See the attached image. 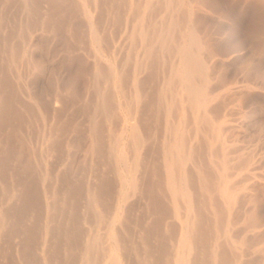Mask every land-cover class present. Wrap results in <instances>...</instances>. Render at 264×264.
<instances>
[{"label": "rangeland", "instance_id": "1", "mask_svg": "<svg viewBox=\"0 0 264 264\" xmlns=\"http://www.w3.org/2000/svg\"><path fill=\"white\" fill-rule=\"evenodd\" d=\"M186 257L264 264V0H0V264Z\"/></svg>", "mask_w": 264, "mask_h": 264}, {"label": "bare ground", "instance_id": "2", "mask_svg": "<svg viewBox=\"0 0 264 264\" xmlns=\"http://www.w3.org/2000/svg\"><path fill=\"white\" fill-rule=\"evenodd\" d=\"M195 42H196V40H195ZM192 43H194V41ZM194 44L197 46V43H194ZM192 46H193V44H192ZM194 53H188L186 49H183L184 57L182 58V61H183V64L185 67L183 69V76H182V80H181L182 82L181 83H183V86L185 84V88L184 87L183 88L186 90L183 89V91H185L184 94L187 92L185 97L187 96L188 102L189 101L190 102L191 101L196 102L199 109L204 110L207 107V104H206L207 102L204 100L202 101V99L205 98L204 97L205 96L204 95V92H205L204 91L205 90L204 84L202 85V83H201L200 85H202V87L200 86L201 88H199L197 85L198 83H196L194 80V78H195L194 76L198 75V76H201L202 78H205V77H203L205 75V72H204L205 68H203L204 65L200 63V57L198 55H196V53L195 54ZM197 54H198V52H197ZM204 82L205 81H203V83ZM228 192L229 191L226 190V191H224V194H228ZM173 194L174 195L177 194L176 189H174ZM228 196H229V194H228ZM189 204H190V202H189ZM188 233H190V232H188ZM187 236H189V235H187ZM187 240H189V239H187ZM185 251H186L187 255H189L191 253V247H190V245H188V241L185 244ZM187 259H188V257H186V259H182L179 264H189L190 259H189V261ZM115 264H116V262H115Z\"/></svg>", "mask_w": 264, "mask_h": 264}]
</instances>
